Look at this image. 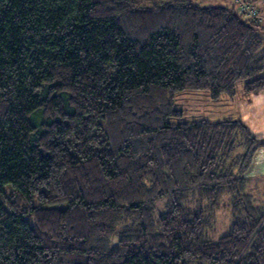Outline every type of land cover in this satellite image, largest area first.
<instances>
[{
    "label": "trees",
    "instance_id": "16d2710c",
    "mask_svg": "<svg viewBox=\"0 0 264 264\" xmlns=\"http://www.w3.org/2000/svg\"><path fill=\"white\" fill-rule=\"evenodd\" d=\"M246 1L0 0V264H264V141L176 108L264 91Z\"/></svg>",
    "mask_w": 264,
    "mask_h": 264
},
{
    "label": "crops",
    "instance_id": "0c3cea01",
    "mask_svg": "<svg viewBox=\"0 0 264 264\" xmlns=\"http://www.w3.org/2000/svg\"><path fill=\"white\" fill-rule=\"evenodd\" d=\"M218 102L225 108L217 114L218 117L242 120L255 136L264 141V91L245 95L240 88L234 99L222 97ZM245 176L251 181L264 180V146L255 151Z\"/></svg>",
    "mask_w": 264,
    "mask_h": 264
},
{
    "label": "rangeland",
    "instance_id": "374dc122",
    "mask_svg": "<svg viewBox=\"0 0 264 264\" xmlns=\"http://www.w3.org/2000/svg\"><path fill=\"white\" fill-rule=\"evenodd\" d=\"M192 1L203 6L221 5V6L233 7L236 5L234 0H192ZM242 85L243 83L240 82L238 84L239 88H241ZM206 95L207 93L205 92H192V91H185L178 93L176 95V108L182 111V117L178 118L177 121L178 120L191 121L200 118H209L212 120L220 119L221 117H218V115L219 113H222V111H224L225 109L223 104H219V102L210 101L206 97ZM223 119L226 118H221V120ZM253 182H251V184ZM253 184H256L255 189H253L254 193H257L261 197H264V193L262 192L264 191V180H259L258 182H254ZM229 218L230 215L228 210L223 209L219 212L217 218L218 234H222L223 232H226L225 229L229 224Z\"/></svg>",
    "mask_w": 264,
    "mask_h": 264
},
{
    "label": "built area",
    "instance_id": "2783aa9c",
    "mask_svg": "<svg viewBox=\"0 0 264 264\" xmlns=\"http://www.w3.org/2000/svg\"><path fill=\"white\" fill-rule=\"evenodd\" d=\"M234 1L238 3L241 12H244L245 14L251 16H256V17L259 16L257 10L254 7L250 6L246 0H234Z\"/></svg>",
    "mask_w": 264,
    "mask_h": 264
}]
</instances>
